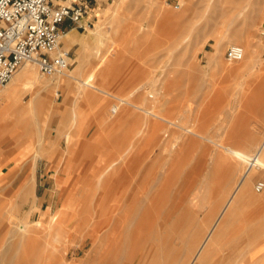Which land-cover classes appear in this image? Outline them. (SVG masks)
Masks as SVG:
<instances>
[{
	"label": "rangeland",
	"instance_id": "1",
	"mask_svg": "<svg viewBox=\"0 0 264 264\" xmlns=\"http://www.w3.org/2000/svg\"><path fill=\"white\" fill-rule=\"evenodd\" d=\"M224 1L90 0V5L84 2L91 7L86 6L90 26L68 21L60 25L65 32L75 31L69 48L62 41L72 59L66 72L74 77L43 75L33 63L49 83L45 91L49 102L37 116L4 112L0 116V264H136L140 255L149 254L146 248L154 256L152 264H169L178 256V264H186L198 240L202 241L208 226L218 218L221 202L229 197L235 182L230 177L243 171L244 162L228 169V159H211L215 146L210 141L205 147L195 145L175 156L169 150L178 132L175 128L128 103L84 87L80 81L92 74L93 84L137 103L145 98L146 88H156L161 100H149L148 105H155L158 113L179 122L188 104L190 123L200 125L214 140L223 139V134H217L220 124L237 128L234 132L240 135L234 138L233 133L227 142L249 155L264 136L259 122L264 112V0H251L250 13L257 19L243 24L241 32L226 28ZM232 44L245 49L252 69L244 70L243 61L226 58ZM9 82L0 90V108L5 106ZM29 98V92L21 94L23 104ZM80 117L87 122L81 131L77 130ZM78 132L87 142L84 155L94 156L95 161L83 177V187H63L61 180L67 173L62 170V159L76 143ZM93 134L95 141L90 139ZM125 150L130 158L120 160L108 177H98L102 160L118 159ZM13 167L17 168L14 172ZM30 168L37 169L38 180L29 186L26 182L23 188L22 180ZM227 170L230 180H223L229 176ZM261 174L264 168L252 177L248 198L215 241V258L238 244L239 227L244 231L248 223L243 218L247 211L252 212L250 216L255 214L252 225L261 221L264 205L254 201L264 197V190L254 189L257 180H264ZM184 191L187 199L201 197L196 209L180 201ZM69 195L79 196L81 201L68 204ZM60 211L61 218L51 226L52 216ZM18 226L32 232L34 241H28L20 231L17 234L14 229ZM189 241L191 250H186Z\"/></svg>",
	"mask_w": 264,
	"mask_h": 264
},
{
	"label": "bare ground",
	"instance_id": "2",
	"mask_svg": "<svg viewBox=\"0 0 264 264\" xmlns=\"http://www.w3.org/2000/svg\"><path fill=\"white\" fill-rule=\"evenodd\" d=\"M224 2H226L227 7H226V12L228 13L227 15V19H226V28H232L235 31H242L241 27L243 24L248 25L249 23H254L256 21V16L255 14H251L250 10L251 7L250 5H252L253 3L251 2V0H225ZM116 3V2H115ZM118 3V2H117ZM216 3V2H215ZM169 14H167L168 16ZM112 16V15H111ZM99 26V25H97ZM170 33V32H169ZM168 33V34H169ZM75 34L74 30H70L67 31L63 34L60 35V40L63 41L66 45V47H70L71 45V40L73 39ZM173 36V35H172ZM180 38V37H179ZM221 39V38H220ZM218 39V40H220ZM176 40V39H175ZM175 42V41H173ZM232 45H237V44H232ZM239 46V45H238ZM219 47V46H218ZM242 48L243 50V56L241 57V61L242 64L241 68L242 69H252L253 68V62L248 60L245 57V49L242 46H239ZM220 52V50H217V54ZM219 56V54H218ZM218 58V57H217ZM239 61V60H238ZM32 63V65H31ZM34 62L32 61H24L16 70V72L13 74L12 78L10 79L9 82V87L6 91L5 96V106H1L0 108V116H2V112L4 113H11L14 114V116H25V115H30V116H37L38 114H40L41 110L44 109L45 105L49 102V95L45 92L48 87H49V83H47L46 80L42 79L40 74L38 72L35 71V68L33 67ZM237 65V64H236ZM108 66V65H107ZM110 66V65H109ZM105 67V66H104ZM103 67V68H104ZM238 69V68H237ZM105 70V69H104ZM67 71V70H66ZM64 71L62 74H66L67 77H74L72 75H70L68 72ZM93 72V71H92ZM111 74V73H110ZM57 77V76H56ZM93 80V76L92 74H88L86 76V78L84 80H81L80 83H82L84 85V87H91L93 88L92 90H95L96 92L98 91L99 93H103L104 95L106 94L107 96H112L115 98V100H118L120 102H125L128 103L130 105H132L133 107L137 108V109H141L143 111H145V113H147L148 115L158 118L161 121L166 122L167 127L169 128H175L177 132V134L174 136L173 140L170 143L169 146V150L170 152H173L176 155L180 156L183 155V153L187 150H191L195 145L200 146V147H205L206 141H210L214 144V148H212L211 152H210V156L211 159H215L217 161H225L228 159V161H230L231 163V159L233 160L231 165L229 163L228 165V169H231V167L229 168V166H234V168L236 169L237 166L239 165L238 162H244V169L243 171H241V173H238L237 175H232V177H230V175L228 174L229 170H227L226 175L228 174V177H224L223 180H228L229 177L233 179L234 185L231 189V191L229 192V197L224 200L223 202H221V206L219 208V216H217L218 218L215 219V222L213 223L212 226H208V229L202 239V241L199 243L198 240V244L196 247H194V251L192 252V254L190 255L189 260L186 262V264H199L201 262H204L207 257H208V252L210 251L211 247L215 244V241L218 239V237L221 235L222 231L225 229V227L230 223L229 221L232 219L233 215L235 212H237L236 210L239 208L240 204L243 203V201H245L248 198V193H249V184L250 181L252 179V177L259 171L262 170L264 168V136L262 137V139L260 141H258V144L255 146V148L253 149V151L249 154L246 155L243 151H245V149L240 148V147H236L234 145L229 144L227 141L230 140V137L233 136L232 134L238 131H235V129L231 128V127H227L225 125H221L218 127L219 132H217V134H223V139L222 140H214L212 139L210 136L205 135L201 130H200V125L199 127H197V125L195 123H190L188 118L191 116H188V113L190 112V106L186 105L183 109L185 110V108H187L184 112L182 111V109H180V111H182V117L180 116L181 120L178 122L174 117H172L170 115V118L172 117V119L174 118L175 120L170 119L169 117L158 113L155 110V105L158 102H160L161 100V93L159 92L158 89L156 88H150L147 90V88L144 90L145 91V98L142 100L141 103H137L134 101H131L128 99V97H120L117 95H114L111 93V91L107 90V88L99 86V85H95L93 84L91 81ZM59 82V81H57ZM112 83V81H111ZM110 85V84H109ZM165 86V85H164ZM259 86V85H258ZM256 88V87H255ZM166 90V89H165ZM29 92L30 93V98L27 101V104H23L22 103V99H21V94L23 92ZM168 91V90H167ZM166 91V92H167ZM80 92V91H79ZM78 92V94H79ZM89 92V91H88ZM246 93V92H245ZM83 94V92L81 93ZM87 94V93H84ZM168 94V93H167ZM89 95L90 92H89ZM257 95V94H256ZM95 96V95H94ZM260 95V98L261 99ZM80 97V96H79ZM87 97V96H86ZM89 97V96H88ZM184 97V96H183ZM95 99V98H94ZM264 99V97L262 98ZM85 100V99H84ZM156 102L153 105L154 106H149L148 104H150V101ZM165 100V99H164ZM167 100V99H166ZM186 100V99H185ZM244 100V99H243ZM143 101H145V103H143ZM182 101V100H181ZM180 101V102H181ZM183 102V101H182ZM184 103V102H183ZM240 103V102H239ZM243 103V101H242ZM264 103V102H263ZM263 105V104H262ZM255 107V106H254ZM165 109V107H164ZM169 109V108H167ZM167 112V111H166ZM170 112V111H168ZM179 112V111H178ZM163 113H165V111H163ZM166 114V113H165ZM4 115V114H3ZM197 115V114H196ZM199 116V115H198ZM149 117V116H148ZM200 117V116H199ZM198 120V118H196ZM150 120V119H149ZM146 121V120H145ZM242 121V120H241ZM196 122V121H195ZM260 125L264 126V112L263 115L261 117V119L259 120ZM37 123V122H36ZM35 123V124H36ZM152 123V122H150ZM155 124L157 122H154ZM160 123V122H159ZM235 123H237L235 121ZM38 125V124H37ZM36 125V126H37ZM236 125V124H235ZM238 125V123H237ZM39 127V126H38ZM156 127V126H155ZM236 127V126H233ZM152 128L153 127H150ZM161 128H163L161 126ZM37 129V128H36ZM39 129V128H38ZM202 129V128H201ZM150 130V129H148ZM166 130V129H164ZM204 130V129H203ZM168 131V130H167ZM245 131V130H244ZM206 133V132H205ZM239 133V132H238ZM174 135V133H173ZM173 135L171 134V137H173ZM238 134L234 135L235 136ZM240 135V134H239ZM238 135V136H239ZM247 135V134H246ZM169 136V135H168ZM237 136V137H238ZM155 137V136H152ZM170 137V138H171ZM149 138V137H148ZM156 138V137H155ZM154 138V139H155ZM229 138V139H228ZM232 138V137H231ZM239 138V137H238ZM237 138V139H238ZM242 138V136H241ZM261 138V137H260ZM228 139V140H227ZM249 139V138H248ZM170 141V140H169ZM233 141V140H232ZM236 141V140H235ZM240 141V140H239ZM242 141V140H241ZM248 141V140H247ZM146 142H148V140L146 139ZM145 142V143H146ZM246 142V141H245ZM151 143H154V140ZM242 143V142H241ZM247 143V142H246ZM151 145V144H150ZM236 145V144H235ZM238 145V144H237ZM166 146V145H165ZM210 146V145H209ZM129 147V146H128ZM254 147V146H253ZM162 148H164L162 146ZM196 148V147H195ZM126 149V148H125ZM197 150V149H196ZM129 151V149H128ZM128 151L125 150L124 154H122L121 156L119 154H116L118 156H120L118 159H112V158H108L107 159H103L102 161L103 164L101 166V170L100 173L98 175V177H108L110 175V170H112L113 168H115V166L118 164V162H120V160L122 161L124 158H130L128 157ZM162 151V150H161ZM167 151V150H166ZM188 152V151H187ZM185 152V153H187ZM162 153V152H160ZM171 154V153H170ZM185 155V154H184ZM204 155V154H203ZM208 155V154H207ZM229 155V156H228ZM112 156V154H111ZM114 156V155H113ZM187 156V155H186ZM115 157V156H114ZM161 157V156H160ZM207 157V156H206ZM183 157H181L182 159ZM217 158V159H216ZM184 159V158H183ZM187 160V159H186ZM193 160V159H192ZM159 162V161H158ZM190 162V161H189ZM227 162V161H226ZM182 163V162H181ZM202 163V162H201ZM219 163V162H218ZM216 163L217 165H220ZM158 164V163H157ZM197 164V163H196ZM204 164V163H202ZM200 164V167L201 165ZM224 166H227V163H223ZM223 164L221 166H223ZM226 164V165H225ZM151 165V164H150ZM152 166V165H151ZM172 166V165H171ZM197 166V165H196ZM220 166V168H221ZM169 167V166H168ZM199 167V165H198ZM157 168V167H156ZM160 168V166H159ZM186 168V167H185ZM184 168V170H185ZM218 168V169H220ZM227 168V167H226ZM119 169V168H118ZM154 169V167H153ZM152 169V170H153ZM162 169V168H161ZM223 169V168H222ZM96 170V169H95ZM173 170V169H172ZM203 170V169H202ZM162 171V170H161ZM219 170H217L218 172ZM164 172V171H163ZM178 172V171H177ZM180 172V171H179ZM222 173V171H220ZM234 172V171H232ZM176 173V171H175ZM151 175L153 173H150ZM149 174V175H150ZM170 174V173H169ZM217 174V173H215ZM225 174V173H224ZM233 174V173H232ZM150 175V176H151ZM155 175V174H153ZM152 175V176H153ZM164 176V175H163ZM156 177V175L154 176ZM149 178V176H148ZM151 178V177H150ZM149 178V179H150ZM164 178V177H163ZM172 178V177H171ZM147 178H145L146 181ZM161 179V178H160ZM169 179V178H168ZM148 180V179H147ZM214 180V179H213ZM222 180V181H223ZM230 180V179H229ZM150 181V180H149ZM151 181L153 182V180L151 179ZM220 182V185L222 184ZM167 182V180H166ZM212 182V181H211ZM228 182V181H226ZM225 182V183H226ZM218 183V181H217ZM224 183V185H225ZM24 184V183H23ZM146 184V183H145ZM25 185V184H24ZM23 185V188H24ZM160 185V184H159ZM107 186V185H106ZM166 188V187H165ZM202 190V189H201ZM204 190V189H203ZM264 190V189H263ZM113 191V190H112ZM115 191V190H114ZM156 191V190H155ZM164 191V190H163ZM251 191V190H250ZM111 192V190L109 191ZM159 192V191H158ZM187 192V191H186ZM185 191L181 193V202H185L188 203V206H191V208H195L197 205H199L200 199H197V196L194 197H189L187 199L188 196V192L186 193ZM197 192V191H196ZM161 193V192H160ZM164 193V192H163ZM162 193V196L165 194ZM200 192H198L199 194ZM201 193H203V198H204V192L202 191ZM206 193V192H205ZM252 193V192H250ZM156 194V193H155ZM107 195V194H106ZM160 195V194H158ZM191 195V194H190ZM197 195V194H196ZM103 196V195H102ZM257 196V195H256ZM105 197V196H104ZM161 197V195H160ZM199 197V195H198ZM208 197V196H207ZM207 197H205L206 199H208ZM108 198V197H106ZM162 198V197H161ZM215 198V197H214ZM212 200V199H211ZM255 200V199H254ZM156 201H158L156 199ZM204 201V200H203ZM208 201V200H206ZM103 202V201H101ZM106 202V201H105ZM160 202V201H158ZM158 204V203H157ZM262 204V203H261ZM160 206V205H159ZM150 207V205H149ZM147 207V209H145V217H148V213L150 212V208ZM155 208V206H154ZM185 208V207H184ZM196 209V208H195ZM193 211V210H192ZM197 212V211H196ZM240 213V212H239ZM61 211L55 215L52 216V225L53 226L56 223V220L58 218H61ZM145 218V219H146ZM244 218V217H243ZM64 225V224H62ZM147 225V224H146ZM228 227V226H227ZM241 229V227H239ZM253 229V227H251ZM58 229V228H56ZM239 229V230H240ZM52 230V229H51ZM59 230V229H58ZM14 231L18 234L20 231L21 236H26L28 241H34L35 237L34 234H32V232L28 231L27 228L23 227V226H18V228H15ZM56 231V230H55ZM149 231V230H148ZM250 233V232H249ZM60 234V232H59ZM223 234V233H222ZM246 234V233H245ZM220 238V237H219ZM244 238V237H243ZM55 239L57 240V237H55ZM59 239V238H58ZM164 239V238H163ZM172 239V238H171ZM164 242V241H163ZM190 242V243H189ZM187 243V248L186 250H189L191 247V242L189 241ZM28 243V242H27ZM166 243V242H165ZM113 244V242H112ZM110 244V246L112 245ZM156 244V243H155ZM169 244V243H168ZM163 245V244H162ZM189 246V247H188ZM13 247V244H12ZM112 247V246H111ZM158 247V246H157ZM182 248V247H181ZM12 250V248H10ZM54 249V247L52 248ZM59 250L60 253V248L56 249V252ZM114 250V249H113ZM112 250V251H113ZM191 250V249H190ZM145 251H148L149 254H145V257L143 255H140L137 260L135 261L136 264H152L153 262H155L154 256H152V254L150 253L149 249H145ZM213 251V250H212ZM54 253V257H56L55 251H53ZM186 252V251H185ZM184 252V253H185ZM189 252V251H188ZM58 253V252H57ZM178 253V252H177ZM52 254V255H53ZM180 254V253H179ZM51 254H49V257ZM60 255V254H59ZM181 255V254H180ZM186 255H184V258ZM62 257V255H61ZM60 257V258H61ZM179 257V256H178ZM176 257V259L174 261H170L169 264H178V262H180L179 260L181 258ZM213 257V256H212ZM53 258V257H52ZM222 258V257H221ZM49 259V258H48ZM58 259V258H56ZM62 259V258H61ZM212 259V258H211ZM214 259V257H213ZM52 260V259H51ZM54 260V258H53ZM55 261V260H54ZM58 261V260H57ZM185 261V260H184ZM60 262V261H59ZM56 263V262H55ZM185 263V262H184ZM183 263V264H184ZM60 264V263H57Z\"/></svg>",
	"mask_w": 264,
	"mask_h": 264
},
{
	"label": "built area",
	"instance_id": "3",
	"mask_svg": "<svg viewBox=\"0 0 264 264\" xmlns=\"http://www.w3.org/2000/svg\"><path fill=\"white\" fill-rule=\"evenodd\" d=\"M65 1L0 0V90L27 60L49 77L69 69L72 59L70 50L60 40L65 32L60 25L68 21L86 27L90 21L84 20V2L71 5ZM242 56L238 45H230L226 50L230 61H238ZM254 189L262 191L264 180H257Z\"/></svg>",
	"mask_w": 264,
	"mask_h": 264
},
{
	"label": "crops",
	"instance_id": "4",
	"mask_svg": "<svg viewBox=\"0 0 264 264\" xmlns=\"http://www.w3.org/2000/svg\"><path fill=\"white\" fill-rule=\"evenodd\" d=\"M65 2L71 5L76 2H85L87 5H90L89 4L90 0H66ZM87 8H91V7L87 6ZM87 8H86V14L84 16L85 21H86V16L90 11V9L88 11ZM70 30H74V28ZM83 120L84 119H82V117L78 119L77 130L79 131H81L82 127L87 123L86 121ZM92 136L93 137L90 139L95 141L97 139L95 138V134H93ZM74 139H76V143L74 144L73 148H70L67 157H64L62 159V163H61L62 170L66 171L67 174H65V176L61 180L62 184L60 185L63 187L67 186L71 188H76V187L79 188V187H83L85 182L83 177L87 176L86 172L88 168H90V166L94 164L95 157L91 155L89 157L84 155L83 151L85 150V146L87 142L82 132L81 133L78 132L75 135ZM93 143L95 144V142ZM94 144L93 145L91 144V146H94ZM21 148H25V147H21ZM21 148L18 149V151H20ZM56 155L58 154L56 153ZM13 168H14L13 169L14 172L17 168L16 167ZM261 176H264V174H261ZM37 180H38L37 169L33 170L32 168H30L28 170V174L26 175V177L22 180L21 186H23L26 182L28 183L29 186L33 181L36 183ZM66 200L68 204L74 202L79 203L81 201V198L79 196L69 195L68 197H66ZM254 201L256 202L259 201L260 204L262 203L261 205H264V197L257 198ZM254 201L248 205L255 203ZM250 213L252 212L249 211L248 213L247 211V213H245L244 219L247 220L248 223L245 225L244 231L239 230L238 232V239H237L238 244L236 246L231 245L230 248L227 249L226 251L228 252V254H223L220 257L218 256L216 258L214 256V251L215 248H217V246L216 244H214L211 247L210 251L208 252L207 259L199 264H264V206H261L262 217L260 218L261 221L258 224L256 225L255 223L253 225L251 224L250 220L253 218L252 216L255 214H251L252 216H250ZM251 227H253V229ZM222 233L219 237H221L224 234ZM242 235H244L245 237L243 242L244 244L242 243V239H241ZM212 256L214 257V259Z\"/></svg>",
	"mask_w": 264,
	"mask_h": 264
}]
</instances>
